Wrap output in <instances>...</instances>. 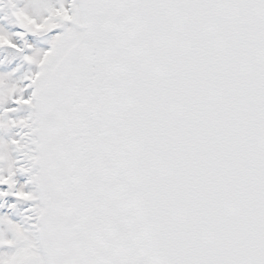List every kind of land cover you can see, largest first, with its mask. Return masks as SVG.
I'll return each instance as SVG.
<instances>
[{
  "label": "snow or ice",
  "instance_id": "obj_1",
  "mask_svg": "<svg viewBox=\"0 0 264 264\" xmlns=\"http://www.w3.org/2000/svg\"><path fill=\"white\" fill-rule=\"evenodd\" d=\"M9 4L0 264H264V0Z\"/></svg>",
  "mask_w": 264,
  "mask_h": 264
},
{
  "label": "rangeland",
  "instance_id": "obj_2",
  "mask_svg": "<svg viewBox=\"0 0 264 264\" xmlns=\"http://www.w3.org/2000/svg\"><path fill=\"white\" fill-rule=\"evenodd\" d=\"M5 26L7 29L5 30ZM0 28H3L8 34H14L17 29L15 27L14 21L11 17V8L9 4V0H0ZM12 30V33H11ZM51 35H55V33H52ZM27 43L31 44L33 49H42L47 50L48 49V37L44 35H40L37 37H29L26 40ZM16 43L23 47L25 41L16 40ZM25 54H31L26 51ZM18 69V71H17ZM37 69L35 66L27 64L23 60V56L21 54L16 53L12 49L8 48H2L0 49V73L8 74V73H15L11 77V81L13 83H19L22 82L24 77L29 74L31 71H36ZM26 83V82H25ZM20 87H23V83H19ZM31 89L28 90V92L25 93V96L31 94ZM6 107H15V105H12L10 102L6 105ZM29 114V110H25L22 112H19L17 114V118H24ZM16 118V117H14ZM19 129H8L6 132H0V135H3L5 139H8L10 136L19 138L15 136V133L18 132ZM13 159H19V156L16 153H12ZM18 180L20 183H25L28 179L27 176H19ZM13 201L9 198V200L4 201L0 200V206L5 210V213L7 211H13L17 214L16 222L20 223L23 222V217L25 215L24 208L28 207V205H24L22 202H17L15 209L9 210L8 204L12 203Z\"/></svg>",
  "mask_w": 264,
  "mask_h": 264
}]
</instances>
